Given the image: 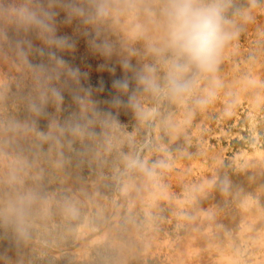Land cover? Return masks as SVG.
<instances>
[{
  "label": "rangeland",
  "instance_id": "1",
  "mask_svg": "<svg viewBox=\"0 0 264 264\" xmlns=\"http://www.w3.org/2000/svg\"><path fill=\"white\" fill-rule=\"evenodd\" d=\"M224 3L174 97L164 0H0V264H264V0Z\"/></svg>",
  "mask_w": 264,
  "mask_h": 264
},
{
  "label": "clouds",
  "instance_id": "2",
  "mask_svg": "<svg viewBox=\"0 0 264 264\" xmlns=\"http://www.w3.org/2000/svg\"><path fill=\"white\" fill-rule=\"evenodd\" d=\"M224 0H164L162 11L169 35L170 61L166 62L163 84L155 75L141 78L147 90L167 91L179 96L189 91L190 81L185 74L190 67L211 71L218 63L221 50L231 38L224 29ZM17 17L23 22L40 23L25 8L17 9ZM102 15L107 9L101 7ZM137 162L131 161L130 166ZM71 211V209H70Z\"/></svg>",
  "mask_w": 264,
  "mask_h": 264
},
{
  "label": "bare ground",
  "instance_id": "3",
  "mask_svg": "<svg viewBox=\"0 0 264 264\" xmlns=\"http://www.w3.org/2000/svg\"><path fill=\"white\" fill-rule=\"evenodd\" d=\"M121 8V7H120ZM134 19V18H133ZM132 19V20H133ZM133 24V23H132ZM40 34H38V36H39ZM246 204V203H245ZM244 207V206H243ZM243 211V210H242ZM104 227V226H103ZM110 227H105V228H103L102 230H101V232H100V234H96V235H93L94 237H92L91 238V240L89 241V244L92 246L94 243H96V242H98V241H100L102 238H104V236L106 235V232L108 231V229H109ZM196 228V227H195ZM86 231H85V229L84 228H80L79 229V233H81V234H83V233H85ZM201 232V231H200ZM190 233V232H189ZM188 235V234H187ZM190 235V234H189ZM78 239H79V237H78ZM187 239V238H186ZM209 240V239H208ZM207 240V241H208ZM205 241V238H204V236L202 235V234H200L199 233V230H198V232H196V233H193L192 235H191V239L188 241V242H186L187 244L184 246L185 248H183L181 251H182V253H183V255L185 256V257H187V258H189L190 256H191V254L192 253H195V250L196 251H198L200 248L203 250V246H204V244L206 245V247H207V244H206V242H204ZM164 242V241H163ZM162 241H161V243L160 244H162L163 243ZM83 243V242H82ZM183 243V242H182ZM78 244H81V241L78 243ZM164 244V243H163ZM89 245V246H90ZM168 245H169V243H168ZM181 246H182V244H181ZM205 247V246H204ZM205 247V248H206ZM89 247H87L86 245H82V246H80V247H78V250H77V253L79 254V255H83V254H85V253H87L88 252V249ZM182 248V247H181ZM210 248V247H209ZM179 251H177V253H178ZM176 253V254H177ZM179 254V253H178ZM180 255V254H179ZM194 255V254H193ZM175 257V256H174ZM177 259V258H176ZM178 260H179V258H178ZM185 261V260H184ZM197 262V261H196Z\"/></svg>",
  "mask_w": 264,
  "mask_h": 264
}]
</instances>
